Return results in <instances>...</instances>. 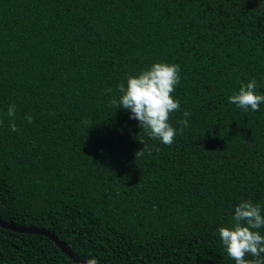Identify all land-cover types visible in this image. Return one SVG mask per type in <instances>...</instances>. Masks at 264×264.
<instances>
[{
    "label": "trees",
    "instance_id": "1",
    "mask_svg": "<svg viewBox=\"0 0 264 264\" xmlns=\"http://www.w3.org/2000/svg\"><path fill=\"white\" fill-rule=\"evenodd\" d=\"M155 63L180 68L171 145L112 104ZM252 79L264 0H0V221L83 262L235 264L217 229L244 200L264 215V103H228ZM0 264L75 263L0 227Z\"/></svg>",
    "mask_w": 264,
    "mask_h": 264
},
{
    "label": "clouds",
    "instance_id": "2",
    "mask_svg": "<svg viewBox=\"0 0 264 264\" xmlns=\"http://www.w3.org/2000/svg\"><path fill=\"white\" fill-rule=\"evenodd\" d=\"M180 82V68L176 64L155 63L148 70H142L137 76H130L124 83L117 85L119 100H112L117 109L130 112L129 119L138 121V126L144 129L146 135L158 140L163 145H171L177 134V129L170 125V113L179 110V101L174 100L172 93ZM110 91V90H109ZM228 103L247 111H259V105L264 103V95L256 94V80L241 84L237 94L228 98ZM15 106L10 105L8 116L14 117ZM189 112L183 113L184 119L178 121L183 128L188 127ZM28 123L32 117L27 116ZM10 131L16 132L13 122L9 124ZM143 143V142H141ZM142 151L136 153L140 154ZM233 226L217 229L221 244L230 260L235 264H264V236L259 229L264 227V215L261 206L250 200L240 202L234 208ZM247 256L252 259H246ZM85 264H99L91 258Z\"/></svg>",
    "mask_w": 264,
    "mask_h": 264
},
{
    "label": "water",
    "instance_id": "3",
    "mask_svg": "<svg viewBox=\"0 0 264 264\" xmlns=\"http://www.w3.org/2000/svg\"><path fill=\"white\" fill-rule=\"evenodd\" d=\"M0 227L8 229L13 232H18V233H27V234H34V235H40L48 238L52 242H54L57 247L64 253L68 258H70L75 264H85L82 260L77 258L63 243H61L53 234L39 230V229H32V228H19L15 227L13 225L3 223L0 221Z\"/></svg>",
    "mask_w": 264,
    "mask_h": 264
}]
</instances>
